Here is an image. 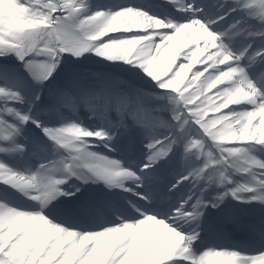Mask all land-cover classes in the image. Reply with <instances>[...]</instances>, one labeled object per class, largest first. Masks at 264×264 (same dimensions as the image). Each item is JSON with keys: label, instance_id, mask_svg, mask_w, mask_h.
<instances>
[{"label": "snow or ice", "instance_id": "1", "mask_svg": "<svg viewBox=\"0 0 264 264\" xmlns=\"http://www.w3.org/2000/svg\"><path fill=\"white\" fill-rule=\"evenodd\" d=\"M0 264H264V0H0Z\"/></svg>", "mask_w": 264, "mask_h": 264}, {"label": "bare ground", "instance_id": "2", "mask_svg": "<svg viewBox=\"0 0 264 264\" xmlns=\"http://www.w3.org/2000/svg\"><path fill=\"white\" fill-rule=\"evenodd\" d=\"M149 1V0H148ZM156 2H161L163 3L162 0H156ZM195 67H199V65L195 66ZM189 76H191V73H189ZM228 237H229V241L228 242H231L233 240H241L243 238V234L237 229V230H234L233 232L231 233H228L226 234ZM227 242V243H228Z\"/></svg>", "mask_w": 264, "mask_h": 264}, {"label": "rangeland", "instance_id": "3", "mask_svg": "<svg viewBox=\"0 0 264 264\" xmlns=\"http://www.w3.org/2000/svg\"><path fill=\"white\" fill-rule=\"evenodd\" d=\"M209 115H212V113L210 112Z\"/></svg>", "mask_w": 264, "mask_h": 264}]
</instances>
